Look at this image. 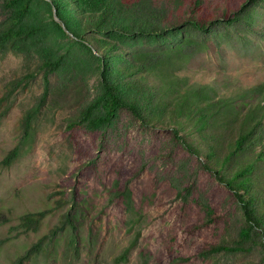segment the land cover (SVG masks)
Wrapping results in <instances>:
<instances>
[{
    "label": "rangeland",
    "instance_id": "1",
    "mask_svg": "<svg viewBox=\"0 0 264 264\" xmlns=\"http://www.w3.org/2000/svg\"><path fill=\"white\" fill-rule=\"evenodd\" d=\"M255 14L252 27L211 33L185 27L160 37L112 38L121 45L120 53L135 54L175 48L193 37L202 47L173 56L165 71L225 91L264 80V1ZM17 21L22 33L0 47V96L7 86L14 89L0 125V160L20 144L24 115L40 110L29 143L21 145L10 166L0 167V239H8L0 247V264H12L58 223L64 209L44 218L36 232H23L19 218L52 207L60 192L76 199L78 249L57 238L24 264H114L132 243L122 264H264L259 238L240 237L244 220L235 196L171 130L144 126L127 110L103 126L90 123L104 113L100 107L89 111L103 92L93 44L88 49L63 33L55 21L64 23L45 0H0V30ZM97 35L106 43V33ZM119 67L128 74L120 80H132L134 66L121 60ZM250 68L263 70L250 73ZM155 91L154 99L159 96ZM125 187L133 191L140 221L121 197L112 195ZM237 241L240 250L234 253L215 250V245Z\"/></svg>",
    "mask_w": 264,
    "mask_h": 264
},
{
    "label": "trees",
    "instance_id": "2",
    "mask_svg": "<svg viewBox=\"0 0 264 264\" xmlns=\"http://www.w3.org/2000/svg\"><path fill=\"white\" fill-rule=\"evenodd\" d=\"M260 1L264 0H45L51 7V14L56 9L64 23L63 26L55 21L63 33L88 49L92 50L93 44L98 50L96 59L103 92L89 111L100 107L104 113L91 118L90 123L95 127L103 126L118 112L127 110L144 126L171 130L179 143L199 157L202 167L237 199L244 220L240 237L254 236L264 246V80L244 81L238 87L219 91L212 82L165 71V63L173 56L191 54L203 45L193 37L184 38L175 48L135 54L125 50L120 53L121 45L112 38V35L160 37L185 27L200 33H211L216 28L252 27L255 8ZM26 8L23 5L22 11ZM65 26L72 36L67 34ZM22 29L17 21L0 30V47L20 35ZM89 31L96 35H88ZM97 32L106 33V43L101 42ZM121 60L134 66L129 73L135 75L132 80H120L128 76L124 70L126 66L119 67ZM112 61L118 65H113ZM259 70L250 68L248 71L262 73L263 69ZM13 90V85L7 86L0 96V125L9 112ZM152 90L158 92L156 99ZM39 110L36 107L24 115L22 140L0 160V167L10 166L19 157L21 145L29 143ZM87 114L89 117V112ZM59 194L61 196L55 199L52 207L30 211L19 218L23 232H36L44 218L64 209L58 223L30 244L12 264L35 259L57 238L65 240L69 248L78 249L76 199L64 197L63 192ZM112 195L121 197L136 219L141 220L142 212L135 205L131 188L114 190ZM7 240L0 239V247ZM239 244L237 241L232 246L218 244L214 247L217 252L234 253L240 250ZM133 245L115 257L114 264L126 262Z\"/></svg>",
    "mask_w": 264,
    "mask_h": 264
}]
</instances>
